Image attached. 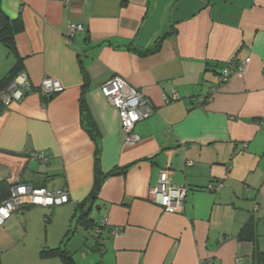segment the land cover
<instances>
[{
    "label": "crops",
    "instance_id": "obj_1",
    "mask_svg": "<svg viewBox=\"0 0 264 264\" xmlns=\"http://www.w3.org/2000/svg\"><path fill=\"white\" fill-rule=\"evenodd\" d=\"M2 17L0 83L23 72L31 85L0 114V181L70 201L18 208L0 264H264V0H0ZM69 23L85 26L71 41ZM116 75L152 104L134 144L101 90ZM45 77L63 90L43 96ZM162 170L189 185L181 212L149 199ZM91 205L101 234L73 233ZM60 246L71 259L46 254Z\"/></svg>",
    "mask_w": 264,
    "mask_h": 264
},
{
    "label": "built area",
    "instance_id": "obj_2",
    "mask_svg": "<svg viewBox=\"0 0 264 264\" xmlns=\"http://www.w3.org/2000/svg\"><path fill=\"white\" fill-rule=\"evenodd\" d=\"M85 29L82 23H69L66 31L67 41H71L78 31ZM238 69L244 73L245 64L239 65ZM234 71L233 66L223 70L219 83L224 84L230 78ZM30 81L27 75L20 72L13 79L8 89L0 93L7 107L13 101H21L27 94L30 87ZM63 90L61 81L45 77L37 88V91L43 96H51ZM101 90L108 100L119 113L120 122L123 130L127 133L126 141L129 144L136 143L140 136L134 132L135 125L150 117L152 114V104L150 99L137 87L133 86L122 76H113L101 85ZM217 87H212L210 92L213 95ZM177 96L174 93L173 97ZM210 98V97H209ZM211 99V98H210ZM204 99H201L202 102ZM41 159H45L43 153L36 154ZM220 184L217 188H220ZM210 185V189H215ZM187 184H171L166 170L160 172L159 183L156 187L149 190V199L163 207V210L169 213L181 212L184 208V202L189 192ZM70 201V194L67 189H49L47 187H35L28 183H17L11 187L9 196L0 201V228L9 220L18 208L26 206H43L54 208L66 204ZM49 217H46L48 220ZM101 231V230H98ZM118 234L119 231H113Z\"/></svg>",
    "mask_w": 264,
    "mask_h": 264
},
{
    "label": "trees",
    "instance_id": "obj_3",
    "mask_svg": "<svg viewBox=\"0 0 264 264\" xmlns=\"http://www.w3.org/2000/svg\"><path fill=\"white\" fill-rule=\"evenodd\" d=\"M1 20H2V22H1L0 34L1 35L12 34L13 32L12 33L10 32L11 25L9 24V21L7 19H5L4 17H2ZM12 38H13V34L6 37V39H12ZM160 46H161V42L159 41V43L156 45L155 49H153V50H146L143 53L144 54L153 53V52L157 51ZM227 64H228L227 67H229V66H233L234 67L235 66V64H233L232 61L228 62ZM223 70L220 72V76L223 73ZM220 76H219V79H220ZM15 77H16V74H11V75L9 74L0 83V93L8 89L9 85L11 84V82L13 81V79ZM209 97L210 98L213 97V95L211 94V92H209V94L206 97H204L203 98L204 100L202 102H200V103L203 104L205 102H208L209 100H211ZM5 109H7V106L4 103L3 98L0 97V114ZM127 169H128V167L122 168V169L121 168L120 169H114L109 174H121V173H125L127 171ZM101 180L102 179L100 178V180L95 183V189H94L93 195H92L93 197L98 195V190H100V188L102 186L101 185ZM11 187L12 186L8 183V181H6V180L0 181V201L6 199L9 196ZM84 214H85V211H84V213L82 215H80L79 220L83 221V223L86 224L87 228L94 229L95 230L94 235L96 237L99 236L100 235V233H99L100 231H98V230H101V227L102 226L96 224L92 218H87L86 219V217L84 216ZM48 220H50V218ZM93 226H95V227H93ZM45 251H46V254L59 255V256L65 258V259H71V255L69 254V252L67 251V249H65L64 247H61V246L60 247H56V248H52V249H46Z\"/></svg>",
    "mask_w": 264,
    "mask_h": 264
},
{
    "label": "rangeland",
    "instance_id": "obj_4",
    "mask_svg": "<svg viewBox=\"0 0 264 264\" xmlns=\"http://www.w3.org/2000/svg\"><path fill=\"white\" fill-rule=\"evenodd\" d=\"M80 214H81V212H80ZM79 217V216H78ZM83 222V221H82ZM79 226V227H78ZM85 226V227H84ZM78 227V228H77ZM48 228H50V227H47V229ZM78 230H77V229ZM81 229V230H80ZM88 229H90V228H87V226H86V224L84 223V225L83 226H80V224L78 225V223L77 222H75L74 223V226H73V228H72V231H74L73 233H76V231L78 232V233H80V232H84L85 233V231L86 232H91V229H90V231L88 230ZM64 234H66V233H61L60 232V235H58V237L56 236V240L58 239L59 241L61 240V238H62V236L64 235ZM71 234V233H70ZM76 241L74 240V239H68L67 237H66V246H67V244H69L70 246L73 244V243H75ZM71 250V249H70ZM76 254V253H75ZM76 264H77V262H76Z\"/></svg>",
    "mask_w": 264,
    "mask_h": 264
},
{
    "label": "water",
    "instance_id": "obj_5",
    "mask_svg": "<svg viewBox=\"0 0 264 264\" xmlns=\"http://www.w3.org/2000/svg\"><path fill=\"white\" fill-rule=\"evenodd\" d=\"M52 97H53V95L50 96V98H52ZM17 183H18V181H16V182H11L10 185L13 186V185H15V184H17ZM91 210H92V205H91V207H89V208L85 211L84 216L87 217V218H92V219H93V216L90 215V211H91ZM101 232H102V231H100L99 233L101 234Z\"/></svg>",
    "mask_w": 264,
    "mask_h": 264
}]
</instances>
